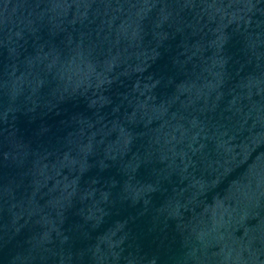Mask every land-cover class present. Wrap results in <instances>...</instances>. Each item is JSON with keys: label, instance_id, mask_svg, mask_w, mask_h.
<instances>
[{"label": "water", "instance_id": "water-1", "mask_svg": "<svg viewBox=\"0 0 264 264\" xmlns=\"http://www.w3.org/2000/svg\"><path fill=\"white\" fill-rule=\"evenodd\" d=\"M0 264H264V0H0Z\"/></svg>", "mask_w": 264, "mask_h": 264}]
</instances>
